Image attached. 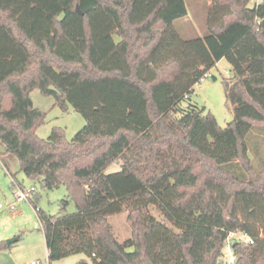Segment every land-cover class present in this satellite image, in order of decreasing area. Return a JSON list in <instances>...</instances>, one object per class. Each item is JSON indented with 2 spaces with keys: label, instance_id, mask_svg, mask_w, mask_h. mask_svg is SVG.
I'll return each mask as SVG.
<instances>
[{
  "label": "trees",
  "instance_id": "1",
  "mask_svg": "<svg viewBox=\"0 0 264 264\" xmlns=\"http://www.w3.org/2000/svg\"><path fill=\"white\" fill-rule=\"evenodd\" d=\"M206 1L201 37L176 27L185 0H0V141L41 188L66 189L56 214L31 201L48 260L225 264L239 230L252 242L232 243L233 264H264V162L248 154L264 127V0ZM224 57L234 120L221 127L191 94ZM33 89L82 115L70 140L61 127L36 134ZM122 211L119 241L108 217Z\"/></svg>",
  "mask_w": 264,
  "mask_h": 264
},
{
  "label": "rangeland",
  "instance_id": "2",
  "mask_svg": "<svg viewBox=\"0 0 264 264\" xmlns=\"http://www.w3.org/2000/svg\"><path fill=\"white\" fill-rule=\"evenodd\" d=\"M263 0H251L249 6L260 3ZM189 11L186 24L194 34L203 37L207 34V1L206 0H185ZM183 19V18H182ZM183 21H178L180 24ZM188 36V34H185ZM117 39V37H116ZM234 75L231 65L224 57L216 62L207 76L194 85L191 94V101L198 106H205L215 117L221 127L228 125L232 114V107L227 106L222 80L231 78ZM33 106L39 109L43 115V122L39 124L35 132L41 138H46L54 127L64 129L67 140H70L85 121L82 115L74 111L70 106L63 111L54 104L52 96L43 95L38 89L30 92ZM250 138V139H249ZM249 156L252 158L253 167L260 170L264 162V127H254L248 134ZM120 162H113L106 168V173L116 172L120 169ZM14 178V179H12ZM34 187L31 199L17 200L15 193L20 189L29 191ZM66 195V189L60 185L54 189H43L38 182L28 178L19 167L17 158L8 153L4 144L0 141V241L6 242L9 239L18 238L10 245L0 250V264H28L32 260L39 261V264H79L85 259V254H73L67 257L48 260L47 249L43 232L31 201L36 207L46 214L59 212V201ZM14 205V209L8 207ZM75 203L70 201L66 212L75 211ZM151 212L160 217L154 207ZM112 232L116 239L123 241L130 237V228L127 224V211L113 214L108 217Z\"/></svg>",
  "mask_w": 264,
  "mask_h": 264
},
{
  "label": "built area",
  "instance_id": "3",
  "mask_svg": "<svg viewBox=\"0 0 264 264\" xmlns=\"http://www.w3.org/2000/svg\"><path fill=\"white\" fill-rule=\"evenodd\" d=\"M34 187L32 186L31 189L29 191H24L22 189H20L17 193H15L16 199L17 200H22V199H31V196L33 195L34 192ZM3 206L0 204V208H2ZM10 210L14 209V205H10L8 207ZM36 209H38L36 207ZM34 209V210H36ZM235 241H242V242H249L251 243L252 240L251 238L244 232H241L239 230H232L230 232H228L226 239L224 241V250H223V262H225V264H233L235 261V257L234 254L232 252V243ZM28 264H39V261L37 260H32L30 261Z\"/></svg>",
  "mask_w": 264,
  "mask_h": 264
},
{
  "label": "crops",
  "instance_id": "4",
  "mask_svg": "<svg viewBox=\"0 0 264 264\" xmlns=\"http://www.w3.org/2000/svg\"><path fill=\"white\" fill-rule=\"evenodd\" d=\"M185 4H186V3H185ZM208 4H210L209 1H207V5H208ZM187 12H188V14H189L188 9H187ZM188 14H187V16L184 17L183 19H179V20L175 21V23H178V21H183V22H181L180 24H177V25H176L177 29L179 30V32H180L181 34H186V33L188 34V33L191 32V31L188 29V28H189L188 24H186V19L188 18ZM84 260L89 262V260L87 259V257H85ZM84 260H81V261H84ZM81 261H80V262H81Z\"/></svg>",
  "mask_w": 264,
  "mask_h": 264
},
{
  "label": "water",
  "instance_id": "5",
  "mask_svg": "<svg viewBox=\"0 0 264 264\" xmlns=\"http://www.w3.org/2000/svg\"><path fill=\"white\" fill-rule=\"evenodd\" d=\"M76 9H77V11H79V9L76 7ZM80 12V11H79ZM81 13V12H80ZM233 120H234V116L231 114L230 115V118H229V120H228V124H231L232 122H233ZM16 240H18V238H14V239H9V240H7L6 241V244L7 245H10L11 243H13L14 241H16ZM79 264H91L90 262H88V261H81Z\"/></svg>",
  "mask_w": 264,
  "mask_h": 264
}]
</instances>
